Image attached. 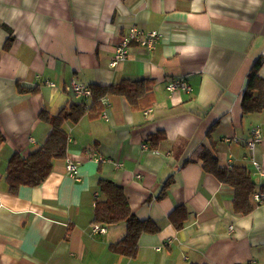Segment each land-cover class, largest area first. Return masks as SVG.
Here are the masks:
<instances>
[{
    "label": "crops",
    "instance_id": "crops-1",
    "mask_svg": "<svg viewBox=\"0 0 264 264\" xmlns=\"http://www.w3.org/2000/svg\"><path fill=\"white\" fill-rule=\"evenodd\" d=\"M132 26L157 32L155 46L132 41L112 65ZM255 61L264 79V0H0V264H264V201L252 196L264 193V109L245 113L241 105ZM182 77L191 92L170 91ZM72 79H145L151 94L133 105L104 96L98 117L66 124V157L46 179L9 192L11 155H28L50 132L39 112L91 102L68 89ZM255 126L259 171L247 158ZM203 149L221 167L250 172V212L236 211L234 188L203 169ZM66 158L77 162L78 180ZM100 178L121 185L135 215L159 226L139 237L135 257L108 249L125 224L92 229ZM178 205L188 210L181 228L169 218Z\"/></svg>",
    "mask_w": 264,
    "mask_h": 264
},
{
    "label": "trees",
    "instance_id": "trees-1",
    "mask_svg": "<svg viewBox=\"0 0 264 264\" xmlns=\"http://www.w3.org/2000/svg\"><path fill=\"white\" fill-rule=\"evenodd\" d=\"M8 48V46H6ZM259 61H255L248 73V82L242 97V111L245 113L258 112L264 109V79L258 76ZM149 81L123 79L119 83L110 85H90L92 91L91 102L72 103L52 114L46 109L39 112V119L50 125L51 129L45 142L36 150L23 156L15 152L8 160L4 173V181L9 192H16L24 185H39L51 172L56 159L66 157L69 135L67 123L77 122L84 114L98 117L103 111L102 98L108 94L124 95L131 105L151 94ZM22 91H37V87H21ZM142 106V108H146ZM164 133L159 132L148 137L159 139ZM5 140L0 131V143ZM156 144V143H155ZM203 169L214 175L219 181L234 188L235 210L241 213L250 212L252 206L248 201L249 195L255 189L250 172L245 166L221 167L214 155L203 149L200 153ZM188 210L184 205H178L169 214V218L176 228H181L187 220ZM93 223L104 226L123 223L126 227L124 236L108 245V249L116 254L135 257L138 250L139 237L144 233H155L159 226L149 219L138 218L131 209L124 189L111 179L100 178L97 183V194L93 210ZM200 264V263H191Z\"/></svg>",
    "mask_w": 264,
    "mask_h": 264
},
{
    "label": "built area",
    "instance_id": "built-area-1",
    "mask_svg": "<svg viewBox=\"0 0 264 264\" xmlns=\"http://www.w3.org/2000/svg\"><path fill=\"white\" fill-rule=\"evenodd\" d=\"M157 39L158 35L155 31L144 33L142 29L137 28L136 26L130 27L128 31L120 37V42L116 48L114 60L111 62V64L115 65L117 61L126 58L127 47L132 41L147 49H152L155 46ZM50 84L53 85V83ZM68 89L71 90L76 97H86L88 100L92 98V91L90 87L74 79L71 80ZM168 89L170 91H173L174 89H181L184 92H191L192 90L191 86L185 81L183 77L175 79L168 85ZM102 100L104 101V98ZM103 117H106V115L103 114ZM260 141L261 130L259 127L255 126L250 130L249 138L246 140V146L248 148L247 158L250 161L251 167L254 169V171L260 170V163L256 160L254 155L255 147ZM65 167L72 178L75 180L79 179L77 162L70 158H66ZM252 196L256 203H262L264 201V193L261 191L253 192ZM92 229L94 231L105 232L106 227L101 224H93Z\"/></svg>",
    "mask_w": 264,
    "mask_h": 264
}]
</instances>
